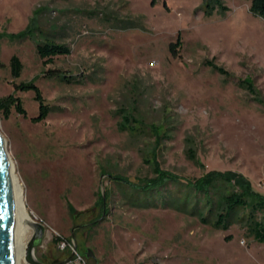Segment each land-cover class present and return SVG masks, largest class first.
I'll list each match as a JSON object with an SVG mask.
<instances>
[{"label": "rangeland", "instance_id": "1", "mask_svg": "<svg viewBox=\"0 0 264 264\" xmlns=\"http://www.w3.org/2000/svg\"><path fill=\"white\" fill-rule=\"evenodd\" d=\"M222 3L207 16L203 0H0V132L28 213L47 228L39 261L68 256L59 234L89 264H264L244 223L224 231L191 207L147 206L130 185L158 165L184 183L236 172L264 195V19L248 1ZM38 43L70 53L45 63ZM21 83L39 88L45 120Z\"/></svg>", "mask_w": 264, "mask_h": 264}, {"label": "trees", "instance_id": "2", "mask_svg": "<svg viewBox=\"0 0 264 264\" xmlns=\"http://www.w3.org/2000/svg\"><path fill=\"white\" fill-rule=\"evenodd\" d=\"M204 12L207 16H212L214 12H226L227 8L222 0H203ZM250 3V12L264 19V0H245ZM171 51L175 52V44L171 45ZM37 53L45 63H50L59 55L70 53L66 45H56L54 43H38ZM13 78L21 77L23 64L19 57L13 56L10 61ZM221 73L222 68L214 66ZM56 77L69 81L65 75L53 72ZM253 94H256L254 83L248 79L242 82ZM17 91L33 90L36 99L40 103V115L37 120H45L50 112V108L45 105L39 88L34 83H21L16 85ZM7 105H15L19 113L24 114L20 98L12 96L3 100ZM131 122V118L126 116V125ZM190 158L197 162L194 153ZM155 178L143 182L139 185L130 184L134 194L145 196V205L176 207L186 210L191 207L192 214L199 216L202 223L211 225L216 229L228 231L235 222H242L246 225L250 234L256 241L264 244V195L259 194L252 186L249 179L236 172L212 171L195 181L184 183L181 177L164 171L156 165L154 167ZM178 187L169 189L170 186ZM141 198V197H140ZM152 204V205H151ZM65 239L57 236L54 242ZM56 263V261H55Z\"/></svg>", "mask_w": 264, "mask_h": 264}, {"label": "water", "instance_id": "3", "mask_svg": "<svg viewBox=\"0 0 264 264\" xmlns=\"http://www.w3.org/2000/svg\"><path fill=\"white\" fill-rule=\"evenodd\" d=\"M29 226L33 231V235L27 246L26 264H47L39 261L35 256V250L42 243L47 228L34 219L29 222ZM71 240L75 249H77L75 237L73 236ZM15 242L16 213L13 175L10 158L6 150V140L0 132V264H15ZM73 256L74 254L63 261L52 264H65ZM88 256H90V253H88Z\"/></svg>", "mask_w": 264, "mask_h": 264}, {"label": "bare ground", "instance_id": "4", "mask_svg": "<svg viewBox=\"0 0 264 264\" xmlns=\"http://www.w3.org/2000/svg\"><path fill=\"white\" fill-rule=\"evenodd\" d=\"M10 163H11V169L13 175L14 202H15V213H16V242H15L14 262L15 264H22V262L24 261L26 262L27 246H28L27 234L31 230V227L29 226V222L33 221V219L31 215L28 213L24 200L23 190L14 172L11 158H10Z\"/></svg>", "mask_w": 264, "mask_h": 264}, {"label": "built area", "instance_id": "5", "mask_svg": "<svg viewBox=\"0 0 264 264\" xmlns=\"http://www.w3.org/2000/svg\"><path fill=\"white\" fill-rule=\"evenodd\" d=\"M57 236H60V235L57 234ZM57 247L59 251L68 253L67 258L70 255L74 254L73 258L65 264H89L87 259L83 255H81L77 251V249H75L74 243L72 242V240L59 239L57 242Z\"/></svg>", "mask_w": 264, "mask_h": 264}, {"label": "crops", "instance_id": "6", "mask_svg": "<svg viewBox=\"0 0 264 264\" xmlns=\"http://www.w3.org/2000/svg\"><path fill=\"white\" fill-rule=\"evenodd\" d=\"M67 257H65L63 260H65Z\"/></svg>", "mask_w": 264, "mask_h": 264}]
</instances>
